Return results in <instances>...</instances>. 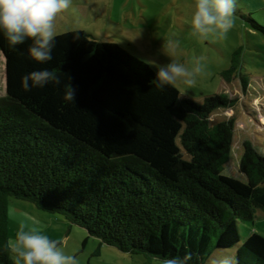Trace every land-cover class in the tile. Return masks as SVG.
<instances>
[{"label": "trees", "instance_id": "trees-1", "mask_svg": "<svg viewBox=\"0 0 264 264\" xmlns=\"http://www.w3.org/2000/svg\"><path fill=\"white\" fill-rule=\"evenodd\" d=\"M30 45L13 48L0 36V264H13L10 199L61 215L122 253L185 264L235 247L237 223L264 213V154L246 141L238 168L246 182L222 173L234 121L211 124L210 116L235 100L181 98L118 44L80 30L55 35L44 65L30 58ZM44 68L61 83L26 92L21 78ZM235 68L224 71L226 82ZM69 84L74 102L65 98ZM234 264H264V236L251 233Z\"/></svg>", "mask_w": 264, "mask_h": 264}, {"label": "rangeland", "instance_id": "rangeland-1", "mask_svg": "<svg viewBox=\"0 0 264 264\" xmlns=\"http://www.w3.org/2000/svg\"><path fill=\"white\" fill-rule=\"evenodd\" d=\"M197 0H70V7L58 14L55 35L80 30L100 42L118 44L127 54L147 64L157 75L160 66L173 61L192 73L172 84L181 98L201 104L207 96L222 95L235 105L218 109L211 124L232 119L234 134L229 162L222 173L246 182L239 172L243 143L251 142L264 154V0H236L233 26L226 34L201 36L191 27ZM256 22L260 28L253 25ZM235 64L232 80L224 71ZM199 69V71H197ZM247 80L245 92L239 77ZM191 79L192 83L185 82ZM5 94L4 57L0 52V97ZM40 222L44 232L57 240L79 264H162L144 255L122 253L101 245L86 230L70 224L61 215L37 209L32 203L10 199L8 242L15 238L21 223ZM240 241L229 249L212 254L205 264H234L235 251L251 233L264 236V213L256 211L252 222L237 223ZM14 264V255L10 252Z\"/></svg>", "mask_w": 264, "mask_h": 264}, {"label": "clouds", "instance_id": "clouds-1", "mask_svg": "<svg viewBox=\"0 0 264 264\" xmlns=\"http://www.w3.org/2000/svg\"><path fill=\"white\" fill-rule=\"evenodd\" d=\"M70 7V0H0V36L16 48L31 41L28 48L30 58L41 65L53 60L55 47V21L58 14ZM236 0H197L191 27L194 33L207 36L219 32L226 34L233 26ZM199 71V69H197ZM183 64L171 62L160 66L157 72L158 86L172 85L178 79L190 77ZM192 83L191 79L186 80ZM26 92L33 88L59 85L60 78L48 68L33 71L21 78ZM76 89L69 84L65 98L74 102ZM31 226L21 223L8 249L14 255V264H79L78 258L64 251L60 243L49 237L40 222L27 217ZM162 264H185L181 258H170Z\"/></svg>", "mask_w": 264, "mask_h": 264}, {"label": "water", "instance_id": "water-1", "mask_svg": "<svg viewBox=\"0 0 264 264\" xmlns=\"http://www.w3.org/2000/svg\"><path fill=\"white\" fill-rule=\"evenodd\" d=\"M3 56V55H2Z\"/></svg>", "mask_w": 264, "mask_h": 264}]
</instances>
